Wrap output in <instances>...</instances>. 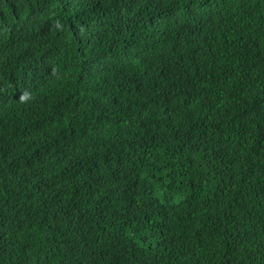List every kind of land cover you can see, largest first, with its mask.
Wrapping results in <instances>:
<instances>
[{"label":"trees","instance_id":"obj_1","mask_svg":"<svg viewBox=\"0 0 264 264\" xmlns=\"http://www.w3.org/2000/svg\"><path fill=\"white\" fill-rule=\"evenodd\" d=\"M0 264H264V0H0Z\"/></svg>","mask_w":264,"mask_h":264},{"label":"clouds","instance_id":"obj_2","mask_svg":"<svg viewBox=\"0 0 264 264\" xmlns=\"http://www.w3.org/2000/svg\"><path fill=\"white\" fill-rule=\"evenodd\" d=\"M102 84V83H101ZM103 85V84H102ZM104 86V85H103ZM105 87V86H104Z\"/></svg>","mask_w":264,"mask_h":264}]
</instances>
